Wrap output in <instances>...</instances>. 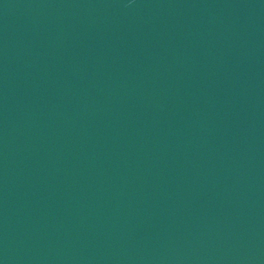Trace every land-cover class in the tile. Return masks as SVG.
<instances>
[{
	"label": "water",
	"instance_id": "water-1",
	"mask_svg": "<svg viewBox=\"0 0 264 264\" xmlns=\"http://www.w3.org/2000/svg\"><path fill=\"white\" fill-rule=\"evenodd\" d=\"M0 264H264V0H0Z\"/></svg>",
	"mask_w": 264,
	"mask_h": 264
}]
</instances>
